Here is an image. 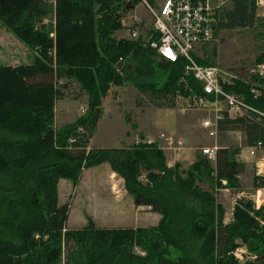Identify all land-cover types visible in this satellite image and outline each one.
Segmentation results:
<instances>
[{
    "label": "trees",
    "instance_id": "16d2710c",
    "mask_svg": "<svg viewBox=\"0 0 264 264\" xmlns=\"http://www.w3.org/2000/svg\"><path fill=\"white\" fill-rule=\"evenodd\" d=\"M124 4L56 0L54 41L42 25L49 16L45 0H0V20L41 56L27 65L0 66V264H242L235 255L241 246L258 257L246 264H264V209L242 200L233 221L225 224L226 210L215 195L218 189L239 188L242 149L219 148L215 166L202 156L187 170L180 163L168 170L156 143L90 148L111 85L130 81L140 92L163 98L182 90L183 62L166 63L142 43L116 38L124 29ZM256 12L254 0H232L221 14L217 36L254 29ZM217 55L214 46L210 58L198 63L214 65ZM257 63L264 65V52ZM157 70L166 74L161 87L153 83ZM65 78L88 93L89 108L85 117L57 132L56 104ZM251 79V86L239 83L236 92L264 114V76ZM254 87L257 98L250 93ZM224 127L242 133L245 147L264 144V118L256 114L226 115L220 130ZM103 164L125 181L137 208L161 216L158 226L100 228L88 217L84 228H68L71 203L60 206V181L70 180L77 188L86 170ZM143 171L164 175L151 174L153 185L145 187L138 182Z\"/></svg>",
    "mask_w": 264,
    "mask_h": 264
},
{
    "label": "rangeland",
    "instance_id": "374dc122",
    "mask_svg": "<svg viewBox=\"0 0 264 264\" xmlns=\"http://www.w3.org/2000/svg\"><path fill=\"white\" fill-rule=\"evenodd\" d=\"M45 2L49 16L42 25L51 33L50 38L56 41L55 33L53 32L56 20V0H45ZM137 14L147 24H152L150 15L143 7H138ZM42 25L40 26L42 27ZM40 26L38 28H41ZM256 31L234 30L220 33L218 35V43L213 45V47H217L216 64L223 70L239 72L243 77H251L248 76L251 72L257 73L253 77H258L256 75H258L261 65H258L257 59L264 52V40L261 37H257ZM120 32L122 33L118 32L116 34L117 39H129L127 31L123 29ZM198 55L201 56L202 54ZM39 57L41 56L38 50L32 49L21 42L0 20V66L13 64V66L17 67L27 65ZM53 59V63L56 64V58L54 57ZM117 71L122 75L123 67H118ZM165 81V72L157 70L153 83L161 87ZM59 89L63 94V98L58 100L56 104L55 127L57 132L63 131L66 126L72 125L85 117L87 113L84 114L83 109L89 108L88 93L75 80L63 79L59 84ZM177 95L178 93H175L163 98L156 93L140 92L130 81H125L121 87L111 85L107 98L103 100V106L104 104L106 106V115L113 116L111 118L112 123L105 121L98 128L95 137L96 145L118 147L120 146L118 138L122 137L121 141H126V133L128 131L131 132V135H135L134 133L140 131L142 135L149 136L152 139L146 142L152 141L156 143L163 150L166 159L169 158V160L175 161L176 164L180 163L184 170L189 169L193 163L202 157L204 148L233 147L242 149L241 154L247 152L243 143L244 136L242 133H236L224 127L222 131L219 130L216 137H211L210 131L202 127L203 120L210 117V114L190 106L191 103L187 97L178 98ZM111 120L109 119V121ZM109 124L117 128L116 134L107 133ZM84 130L81 127L78 129V133L81 134ZM162 134L175 139L176 144L173 146L175 148L179 147L177 142H183V149L180 152L166 150L168 145L161 140ZM139 140L140 138L137 141L138 143L141 142ZM137 142L125 148L134 147L138 144ZM174 153H178V155L180 153L181 160H176L178 158L174 156ZM239 159L241 160V158ZM105 180L104 171L97 167L85 171L84 177H82V184L77 189L74 188L72 181H61L59 184V204L62 206L66 203H71L68 228H83L90 216L93 217L96 224L104 227L141 226L146 222H151L145 215L136 218L132 205H128L129 207L125 205L117 211L118 207L111 203H106L101 192L105 189L106 185L101 188ZM115 186L116 191H118L119 183H115ZM202 187L205 188L206 186L202 185ZM233 194H236V192ZM130 198L133 197L130 196ZM217 200L225 202L227 218H230L235 203L233 197L226 201L223 196H219ZM136 253L144 255L140 249H136ZM236 255L242 261V264L256 263L258 261V257L250 253L246 246H241Z\"/></svg>",
    "mask_w": 264,
    "mask_h": 264
},
{
    "label": "built area",
    "instance_id": "2783aa9c",
    "mask_svg": "<svg viewBox=\"0 0 264 264\" xmlns=\"http://www.w3.org/2000/svg\"><path fill=\"white\" fill-rule=\"evenodd\" d=\"M124 1V8L121 11L122 25L124 31L129 33V40L140 42L154 50L166 63H184L183 76L180 80L182 90L177 92V96L178 98L187 97L191 103L190 106L210 114V117L203 120L202 127L210 131L211 137L217 136L220 123L224 121L227 114L232 119L247 118L251 114L264 118V114L250 107L244 97L236 92L239 83L251 86L250 79L257 73L251 72L248 75L251 77H243L241 73L223 70L217 64L202 66L198 63V60L207 61L210 58L213 45L218 43L217 28L221 14L232 0ZM254 3L256 10L264 8V0H254ZM140 6L150 15L152 24H147L138 16L137 9ZM55 55L54 50L53 56ZM122 63H124L123 59L120 60L119 65ZM259 69L256 76L263 77L264 65H261ZM191 82L198 85L197 89L191 86ZM250 93L256 98L260 95L255 87L250 90ZM87 112V108L83 109L84 114ZM161 140L168 145L166 149L168 151L180 152L183 149V142L180 141L177 142L179 147H173L176 141L171 136L162 134ZM75 141L72 138L69 144L72 145ZM146 143L153 144L152 141ZM263 148L264 144L259 143L248 150L251 156H255ZM218 150V147L204 148L202 156L215 166ZM174 156L178 158L176 160H181L180 153L179 155L174 153ZM176 165L175 161L166 159L168 170L175 169ZM153 173L164 175V173ZM153 173L143 171L138 177V182L145 187L152 186L150 175Z\"/></svg>",
    "mask_w": 264,
    "mask_h": 264
},
{
    "label": "crops",
    "instance_id": "0c3cea01",
    "mask_svg": "<svg viewBox=\"0 0 264 264\" xmlns=\"http://www.w3.org/2000/svg\"><path fill=\"white\" fill-rule=\"evenodd\" d=\"M230 4L231 3L228 4V7L230 6ZM256 13H257L256 27L254 29H251V31L253 32L254 30L255 31L257 30L256 31L257 37H261L262 40H264V8L258 9ZM239 31H244V30H239ZM224 32H226V31H222L221 33H224ZM119 33L121 34L122 32H119ZM118 36H119V34H118ZM10 66L16 67V66H13V64H11ZM251 80L252 79H250V82H251ZM107 116H110V117H107ZM112 117H113L112 115H106V106L104 104L102 118L97 125V128L93 134V138H92L91 143H90L91 149L92 148H94V149H121V148L128 147L129 145L133 144L134 142H137L139 138H140L139 142L142 141L143 143L146 142L147 140H152L149 136L142 135V133L140 131L137 133H134L135 135H133V134L131 135V132L128 131L126 133L127 134L126 135L127 139L125 138L126 141L125 140L121 141V139H123L122 137L118 138L120 141V144H119L120 146H118V147L97 146L95 143V137H96V132L98 131V128H100L101 125L105 121L112 123V120H111ZM109 119L111 121H109ZM107 131H108L107 133H109V134L110 133L116 134L117 128L114 125L109 124ZM236 133H240V132H236ZM130 137H131V139L129 140ZM245 149H247V152H244L243 154H241L237 158L238 161L240 163L244 164V167H245V170L239 176V183H240L239 188L221 189V190L218 189L216 191V194H215L217 199L219 198V196H223V198L227 201V200H229L230 197H233V200L235 201L234 207L232 209L231 217L227 218V210H226L225 202H219V200H218V203L220 205H222L224 207V209L226 210L225 224H229L230 222L233 221L234 208L238 204V202H240L242 200L252 201L255 204V208L257 210H259L261 208L264 209V148L259 150L255 156L250 155V151L248 150V147H246ZM239 158H241V160ZM242 158H244V159H242ZM99 169L104 171V174L106 177L105 182H103L101 185V188H104L103 185L104 186L106 185L105 189L101 191L103 193V199L106 200V203H111L115 207H118L117 211L120 210L119 208H122L125 205L127 207L132 205L136 218H139L141 215H145L151 222H146L145 224H143L141 226H118V227H104V226H99L98 224H96L98 227H100V228H149V227L158 226V224L161 221V216L159 214L151 212L150 208H147V207L137 208L135 206L134 199L130 198L129 193L125 189V181L123 179H121L120 177H118V175H116L112 171L111 166L109 164H103L102 166L99 167ZM83 177H84V175H83ZM118 178H119V181H118ZM61 181H60V183H61ZM115 183H119V190L118 191H116V189H115L116 188ZM81 184H82V180H81L80 185L77 188H79L81 186ZM223 184L226 186L227 183L224 182ZM122 187H123V189H122ZM234 192H236V194H233ZM90 217L93 219L92 216H90Z\"/></svg>",
    "mask_w": 264,
    "mask_h": 264
}]
</instances>
